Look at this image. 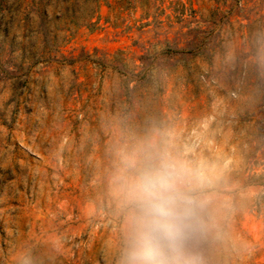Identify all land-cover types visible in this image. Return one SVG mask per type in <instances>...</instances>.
I'll return each instance as SVG.
<instances>
[{
    "label": "rangeland",
    "instance_id": "rangeland-1",
    "mask_svg": "<svg viewBox=\"0 0 264 264\" xmlns=\"http://www.w3.org/2000/svg\"><path fill=\"white\" fill-rule=\"evenodd\" d=\"M162 157L187 264H264V0H0V264H126Z\"/></svg>",
    "mask_w": 264,
    "mask_h": 264
},
{
    "label": "clouds",
    "instance_id": "clouds-1",
    "mask_svg": "<svg viewBox=\"0 0 264 264\" xmlns=\"http://www.w3.org/2000/svg\"><path fill=\"white\" fill-rule=\"evenodd\" d=\"M178 165L162 157L141 172L130 196L138 208L126 264H187L203 240L196 201L181 190Z\"/></svg>",
    "mask_w": 264,
    "mask_h": 264
}]
</instances>
